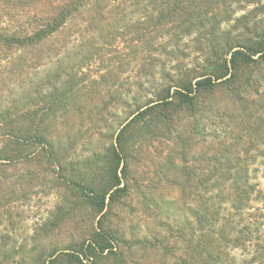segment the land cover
I'll use <instances>...</instances> for the list:
<instances>
[{
  "label": "trees",
  "instance_id": "16d2710c",
  "mask_svg": "<svg viewBox=\"0 0 264 264\" xmlns=\"http://www.w3.org/2000/svg\"><path fill=\"white\" fill-rule=\"evenodd\" d=\"M48 178L92 211L79 252L14 224ZM143 180L151 226L128 244L108 219ZM104 254L264 264V0H0V264Z\"/></svg>",
  "mask_w": 264,
  "mask_h": 264
},
{
  "label": "rangeland",
  "instance_id": "374dc122",
  "mask_svg": "<svg viewBox=\"0 0 264 264\" xmlns=\"http://www.w3.org/2000/svg\"><path fill=\"white\" fill-rule=\"evenodd\" d=\"M151 91L152 90H150V93ZM143 96L151 98L149 91L147 95L144 94ZM185 122L186 121L183 119L182 124ZM165 144L166 145L160 144L157 151V156L160 158H164L167 153L172 152V148L174 152L178 151V149H175V146L173 147L172 144L167 142ZM178 158L180 157L177 156L175 159L176 164L179 163ZM150 167L151 165L148 161L139 160V162L135 161L130 165V170L133 169L134 171H137V177H142L144 172L147 170V172L150 171ZM78 169H80L79 171L83 170V173L89 178H93L97 181L101 179L100 173L94 171L89 172L91 171L89 170V167L82 166V168ZM138 186H140V188L135 189L132 192V199L130 198V200L128 199L126 201L128 208L123 209V212H125L124 217L121 218L118 216L117 220L108 219L109 227L116 228L115 230L120 232L119 234L123 236V239L128 244L133 242L134 238H140L147 235L148 229H150L151 226V220L145 216L144 210L138 203L144 201V194L149 195V193H147L148 191H145L143 188V186H146V180L139 181ZM170 188L172 189L168 192V194H170L168 196L169 199H176L178 195L177 189H174L173 187ZM160 189L161 187H159V190ZM161 193V191H157L151 194L153 197H158ZM114 208L115 210L119 209L118 206H115ZM91 212L90 208L82 206L80 202L62 194L60 189H54L48 178V189L43 190L42 193L37 190L36 194L27 197L22 202L16 203L14 213L19 214L20 218L18 219L14 214L15 218L13 221L17 228H22V226L32 228L35 225H41L47 221L48 254L53 247L55 248V246H57L58 250L61 249L62 251H65V253H76L81 250L79 246L81 240L87 238V232H89V230L90 233L92 231L91 221L93 219V214ZM177 214L178 213L175 212L173 213L174 216H177ZM18 240L21 241L20 239ZM131 251L137 253L134 246L131 247ZM106 256L107 254H104L96 259L95 264H118L112 255ZM137 256L141 257V254H137ZM54 264L74 263L70 262L67 257L61 255L55 259ZM82 264L90 263L84 261Z\"/></svg>",
  "mask_w": 264,
  "mask_h": 264
}]
</instances>
